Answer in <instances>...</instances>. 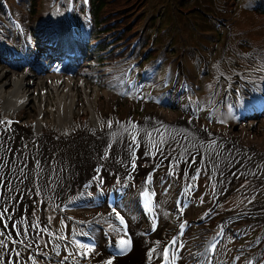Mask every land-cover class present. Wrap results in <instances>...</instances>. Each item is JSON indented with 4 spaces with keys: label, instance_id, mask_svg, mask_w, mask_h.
<instances>
[{
    "label": "rangeland",
    "instance_id": "374dc122",
    "mask_svg": "<svg viewBox=\"0 0 264 264\" xmlns=\"http://www.w3.org/2000/svg\"><path fill=\"white\" fill-rule=\"evenodd\" d=\"M47 1L48 0H43L44 4L41 12H47L49 14L47 17H45L48 18L47 22L49 23L53 18L54 9L52 5L47 6ZM156 1L157 3L155 4L157 5L153 6V8H155L153 13H161L159 18L161 25H158L156 29L158 41H172L169 44L170 50L168 52L170 56L168 55V58L172 59L174 63H178V61L182 59L185 64L186 72L188 73L186 74L187 80L190 83L200 84V89L195 95L202 102L199 108V114L192 116L195 120H197V124L201 127L206 126L211 131L227 138L233 139L238 137L242 145L247 147L254 146L258 150H264V132H262L263 127L259 125L260 122L263 121L264 116L255 119V129L249 130L247 132L240 129L248 122L245 120V118L239 120L237 118L234 119L231 116L225 118V114L215 111L213 120L207 121L205 119V112L210 105L208 102V92L213 86L220 88L217 85L219 78L222 79V88L225 87V90H227L230 89L231 84L234 82V78H238L237 76L244 74L250 76L248 70L251 71L250 73H252L251 69L259 70L263 68L264 19H262L261 16H257L253 10L246 7L248 0H236V2L235 0ZM154 2V0H150L149 3H147V0H142L136 9L134 5L130 9L118 11L112 15L121 17L125 16L127 12L132 11L131 14L123 18L124 21L127 19V17L129 19L132 18L144 6V8H147V10L152 12L151 4ZM13 4L16 5L14 12L25 19L26 25L28 26L27 8L25 2H22V0L19 1V3L13 1ZM193 7L198 10L191 11ZM119 8H121V6H115L111 9L115 10ZM143 13H141V15ZM159 14H156L157 17L155 15V17L149 18L151 15V13H149L147 18H144L145 25H147L148 20L153 24V20L158 18ZM106 17L108 18L110 16L106 15ZM140 17H135L134 21L129 22L131 28L136 23L138 18L141 19ZM220 18L227 21L226 27L221 26L218 23ZM139 19L137 24H140ZM123 21H115L113 27L115 26V28H119ZM208 25L210 26V29L202 28V26L206 27ZM229 26L232 28V33L231 31L228 32L227 30V27ZM227 33L230 37L229 40H233L230 43H227V49L224 53V49L221 47V45H225L226 42L229 41L227 39ZM49 34H51V32H49L48 28H46V25H43L42 29L36 33V36L46 38ZM108 34L109 35L107 36L110 39H114V43L118 41L115 44L113 43L114 46L112 45L113 50L117 47L118 49L116 52L112 53L114 58H111L110 61L104 53H99L92 49H86V57L81 66L64 73H58L52 69L51 66H49L42 74L36 76V79L59 80V78L63 77H70L73 79L82 77L84 79L85 86H88L91 89L97 88L100 93L99 111L101 118L104 119V116L108 115L112 122H115V119L117 118L125 120L127 113L132 110L134 112L133 118L136 121L143 120L149 114H154L159 110L167 112L169 121L181 116H191L186 105L168 101L162 96L164 88L167 87L163 86L164 81H167L166 79L160 81V83L153 82L152 84H148L146 86L144 99L141 101L137 100L133 93L127 92L125 84L122 82V72L128 62H124L123 59L130 50V41L135 38V35L138 33L133 34L126 31L125 33L118 34V31H115ZM32 35H34V33ZM148 35H150V33H148ZM222 36L223 39L221 41ZM147 39L145 38V35H143V38L140 40V43H143L142 50H146L148 47V43H146L148 42ZM242 40L246 41V43L240 45L239 41ZM166 42L163 46H160L159 49L155 48L151 51V53L154 52L153 55H155L153 58H155L158 53L163 55L165 50L164 47L167 45ZM126 45L129 46L126 47ZM258 51L263 54H258ZM108 52L109 51H106L105 53ZM248 58L253 60V64H248ZM169 65L170 63H167L165 66L162 65V67L157 71V80H162ZM12 66L13 65L4 64L0 61V69L14 72L16 75H21L25 72L23 69L17 67L12 69ZM203 69L204 74L201 73V70ZM165 85H167L166 82ZM105 91H108L113 96L111 102H107L104 94ZM77 92L80 100L84 101L85 96L83 95V89L78 88ZM212 98L215 101L218 100L216 97ZM195 99L197 98H194V100ZM184 102H186L185 99ZM32 103L34 104L35 102ZM81 106L82 105L78 104L77 109L81 110ZM227 110L228 107L226 106L225 111ZM16 114L22 118V123L36 117L38 113L34 104L29 106L28 109L25 108L14 115ZM17 115L15 117H17ZM85 116L86 115L84 113L81 115L80 113L75 112V121L72 122L71 127L75 129L82 128V119ZM226 122H234L235 125L232 123L233 125L231 127L225 128ZM144 165H146V163ZM166 167L167 166L165 164L160 166L159 170L156 171L158 177H162L161 174L166 170ZM140 179L141 176L139 175L138 178L134 179V182L131 181L132 185H138ZM182 181H184V175L180 172H177L174 174L172 179L167 181L165 184L159 185V219L156 231L152 232L151 234H145L141 232L148 226V223L138 212L134 211L132 206L133 203H131L133 197L131 196V193L129 194L125 202H123L121 205L128 211L129 230L132 237H135L138 231H140L142 237L150 242L160 240L163 243L167 239V237L176 228L179 219V216L174 213L172 199ZM198 181V193L193 202L190 203L184 211V215L192 220L194 225L185 236L184 250L178 264H190L192 262L193 255H195L196 250L200 248L208 236H211L215 232L216 221L221 215L251 211L249 215L244 213L245 217L235 221L233 226L240 224L250 228L253 227L255 229V234L257 231L260 232V230H264L263 182L256 183L250 178L245 180V178L240 177L236 179L234 183L230 184L226 189L224 187L217 189L214 181L211 180V177L203 171L201 172ZM41 203V199H37L33 205V216L34 218L36 216V222L34 223V226L39 225L38 221L44 220L46 223H48L50 232L52 234L45 232L44 229L40 230L41 234L37 236V245L40 247V249H47L50 247V243L55 240L53 235H69L71 232H74V230L79 227V222L87 217L92 216L93 214H97V216L106 223L111 221L106 211L99 204H96V206L89 205L86 208L80 209V211H66L58 214V207L55 204L42 206ZM216 203H220L217 210L216 207H214ZM204 209L212 210L211 218L208 219L205 224H203L204 222L201 224H195L199 222L198 218L200 212ZM252 213H254V217L250 216ZM254 233L252 235H254ZM230 243L231 242H229V244ZM26 249L27 247H21L23 255L26 254ZM218 255H221V250L218 252ZM190 258L192 259L191 261ZM20 261L24 264H27L25 258H21ZM122 264H140V262Z\"/></svg>",
    "mask_w": 264,
    "mask_h": 264
},
{
    "label": "bare ground",
    "instance_id": "6f19581e",
    "mask_svg": "<svg viewBox=\"0 0 264 264\" xmlns=\"http://www.w3.org/2000/svg\"><path fill=\"white\" fill-rule=\"evenodd\" d=\"M83 89L85 100L81 101L77 89ZM72 90V91H71ZM89 90V91H88ZM107 102H111L113 96L104 92ZM119 100V99H118ZM100 93L98 89H91L85 86L84 79L79 77L51 79H35L31 74L22 73L16 75L14 72L0 69V118H11L15 123L11 125V135L13 141L8 145L11 151L0 153L4 161H15L17 164H28L33 169V179L31 185L35 184L36 169L29 160V154L36 156L37 149L41 153V160L45 167H64L70 170L64 171L62 177L55 172L49 171L48 175L53 179H60L65 184V189L60 197H53L50 193L38 194L33 199L32 194L25 196L22 192L15 197V208L9 213L14 218L11 221L0 220V232L5 233L6 237L11 236V242L16 245H28L36 242V232L34 223L36 220L32 216L33 205L37 199H41L42 206L62 203L65 199L71 198L77 193L79 184L84 181H92L94 169L99 164L98 157L106 150L107 144H115L111 149V157L107 167L98 175L103 176L104 181L115 178L111 173L118 172L126 177L125 170L120 167L119 160L121 154V143L125 135L124 129L130 127L129 121L135 123L138 128L148 127L149 120L161 131H167L176 138L177 143L172 147L178 149L173 153L176 157L173 160L165 161L160 156H144V151L148 147L147 134H139L142 137V147L137 152L139 160L137 161V170L134 178L144 174L147 167L153 164L163 163L168 169L182 174L188 173L194 169H201L206 172L214 181L216 188L225 189L238 178H250L254 182H263L264 174V150H258L254 146L242 145L239 138H227L215 133L207 127H201L192 117H177L169 121L167 112L159 110L154 114H149L143 120L134 121L133 119L122 121L117 120L109 130L107 123L100 125L99 109ZM35 102L37 116L25 122H19L16 119L22 118L17 115L21 110L29 108ZM78 104L82 105L81 110L77 109ZM75 112L86 116L82 119L83 127L81 129L72 128V122L75 121ZM14 113V114H10ZM108 122V121H107ZM256 122L249 121L240 128L246 132L254 130ZM264 132V119L260 122ZM103 127V131L101 128ZM258 130V129H257ZM151 132V128H149ZM112 133H117L114 137ZM36 134H39L38 140ZM153 136L155 134L153 133ZM155 139H159L158 136ZM213 141L218 142L213 145ZM23 142V143H22ZM24 145H28L25 149ZM212 145V148L209 147ZM227 146V150L224 146ZM214 150L222 153L216 159L215 167L209 156ZM154 151V149H153ZM167 151V149H166ZM23 156V161L18 157ZM188 156L195 159V164L184 163ZM143 162V163H141ZM146 165H144L145 163ZM153 163V164H152ZM12 164H7L6 170H11ZM131 172V167L128 168ZM243 173V176L240 174ZM253 173L255 176H253ZM235 174V178H234ZM0 191L7 192L6 187L0 186ZM15 196V193H13ZM9 205L11 206V198ZM251 211H245L249 215ZM254 217V213L250 215ZM249 217V216H248ZM39 222V221H38ZM19 223V228L13 225ZM38 224L46 229V224L42 220ZM20 233H26L21 235ZM138 231L135 237H131L132 246L126 255L118 257L113 263H135L142 264L158 263L160 261V249L158 245L152 244L142 236ZM149 247H155L157 250L153 253L151 260L148 258ZM20 253V252H19ZM21 257V255H20ZM18 258V257H17ZM19 259V258H18Z\"/></svg>",
    "mask_w": 264,
    "mask_h": 264
},
{
    "label": "snow or ice",
    "instance_id": "6c2138e0",
    "mask_svg": "<svg viewBox=\"0 0 264 264\" xmlns=\"http://www.w3.org/2000/svg\"><path fill=\"white\" fill-rule=\"evenodd\" d=\"M15 123L11 118L3 119L0 118V153H7L11 151V149L8 147L10 143L13 141V136L11 135L12 129L11 125ZM130 127L124 129L125 135L123 136V139L120 141L121 143V154L119 157V160L116 161V163H119L120 167L125 170L126 177L121 176L118 172L113 171L111 175L115 177L116 185L119 186L121 190L125 189L129 181L134 182V174L137 170V161L139 160V156L137 155V152L139 149L143 146L141 143L142 137H138L139 134H147L148 137V147H146L144 151V156H160L165 161H170L175 159L176 157L173 155V153L177 152L178 149L173 148L172 145L177 143L176 138L169 134L167 131H161L160 128H157L155 125L152 124V122L149 120L148 127L144 128H138L137 125L131 121L128 122ZM107 127L110 130L113 127V122L108 121ZM149 128H151V132L149 131ZM103 131V127L101 128ZM153 133L155 136H153ZM112 135L115 137L117 133H112ZM39 134H36V139L38 140ZM158 136L159 139H155V137ZM23 143V142H22ZM213 145H217V149L219 147L218 142L213 141ZM115 146V144H107L106 150L103 152L102 155L98 157L99 164L94 169L95 173H101L108 165L111 157V149ZM28 145H24V148L26 149ZM210 148H212V145H209ZM154 149V151H153ZM167 149V151H166ZM224 149L227 150V146H224ZM222 153H220L218 150H214L212 153H210V160L213 163V167H215L216 159L218 156H221ZM41 153L37 149L36 156L32 157L29 154V160L31 163L34 164L36 171L35 175V184L31 185L32 179H33V169L29 168L28 164H17L15 161H5L4 163L0 164V186L6 187L8 189L7 192L0 191V220H8L11 221L14 217L12 215H9V213L13 212L15 208V197L19 196L21 192L27 196L32 194L33 199H35V196L38 194H43L45 192L50 193L53 197H60L62 192L65 189V184L61 182L60 179H53L51 176L48 175L49 171L55 172L58 176L63 175L64 171L70 170V166H68V169L64 167H45L41 158ZM21 161H23V156L18 157ZM0 161H4V157L0 155ZM191 163L192 165L195 164V159L191 156H188L187 160L184 161V163ZM11 163L12 168L11 170L7 169V164ZM160 164H156L155 168L159 169ZM131 167L132 171L128 172V168ZM203 170L197 169V174ZM187 175V173H185ZM243 176V173L240 174ZM253 176L255 174L253 173ZM235 178V174H234ZM245 180H247V177H244ZM262 178H264V174H262ZM152 179V174L150 173L148 176V179L146 181H142V186L149 183ZM193 179H196L194 176ZM104 184V178L100 175H94L92 181L88 182L84 185L85 188L89 187H102ZM243 187V185H242ZM13 193H15V196H13ZM140 195L144 198L143 200V208L145 209V212L152 211V202L149 198V191L148 188L145 187L144 191L140 193ZM11 198V206L5 207V205H9ZM112 213L116 216V218L119 220L121 225L126 224L125 218L121 215V213L116 209L115 206L111 209ZM38 226V225H37ZM13 227L19 228V223L13 225ZM184 225H181V228H183ZM157 229V225H152V231L155 232ZM46 231V229H45ZM117 231V235L119 236L118 239H115L114 241H110L108 244V247L113 248L112 254L109 256L107 260L103 262V264H113V261L119 257L126 255L127 251L131 249L132 246V240L125 235H119V230ZM21 235H26V233H20ZM5 235V233L0 232V253L11 251L9 248L8 241H5L2 237ZM79 236H89L90 233L87 230H84L83 227L81 231L78 234ZM11 236L8 237V240L11 241ZM58 240L64 241L66 244L71 243L74 245H77L79 249L83 250V252H79L76 255L69 254L65 256L59 264H67L69 259H78L80 255H94V256H101V253L97 250V245L94 242L85 243L82 242L77 238V234H73V238L71 241L65 240L64 237H57ZM156 244H161L162 241L157 240L155 241ZM177 237L173 236L172 241L170 242L169 246H165L163 248L164 257L163 261L164 264H169V261H171V264H177V252H176V246H177ZM28 247H31V244L27 245ZM184 247L183 244H179V248L182 249ZM60 244L57 243L52 251L55 253V255L58 257L60 255L59 252ZM216 245L213 244L211 246V250H215ZM155 247H149L148 249V258L151 260L153 253L156 252ZM211 250L205 249L203 253H201V256H203L207 261L208 264H211L210 259V252ZM17 256H20L21 253L17 252ZM6 259V258H5Z\"/></svg>",
    "mask_w": 264,
    "mask_h": 264
},
{
    "label": "trees",
    "instance_id": "16d2710c",
    "mask_svg": "<svg viewBox=\"0 0 264 264\" xmlns=\"http://www.w3.org/2000/svg\"><path fill=\"white\" fill-rule=\"evenodd\" d=\"M30 1V5H31V9L35 8L36 6H38V4L42 1V0H29ZM125 4V0H94V12L96 14V19L97 20H101L102 19V14L103 13H107L110 12L112 7L115 6H122ZM100 28V27H99ZM100 30H103L100 28Z\"/></svg>",
    "mask_w": 264,
    "mask_h": 264
}]
</instances>
